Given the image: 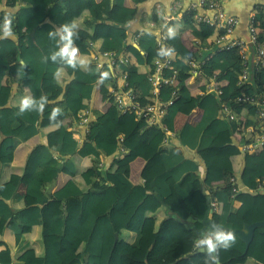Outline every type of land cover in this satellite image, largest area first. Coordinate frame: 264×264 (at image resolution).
I'll return each instance as SVG.
<instances>
[{"label":"trees","instance_id":"1","mask_svg":"<svg viewBox=\"0 0 264 264\" xmlns=\"http://www.w3.org/2000/svg\"><path fill=\"white\" fill-rule=\"evenodd\" d=\"M3 1L9 7L20 4L15 28L27 29V41L0 38V236L9 231L12 245L21 248L40 227L39 242H43L44 250L37 253L31 247L35 256L15 263L24 252L12 254L11 249H0V264H126L124 251L140 243L134 241L135 235L159 233L170 219L179 223L166 214L173 190L187 212L185 221L190 220L199 228L208 209L201 191L203 185L211 203L216 204L210 215L214 224L242 228L244 223L264 219V193L253 190L264 181V151L228 156L212 152V148L237 145V140H244L237 128L253 123L244 115L249 107H236L238 120L231 122L223 118L222 104H233L244 91L264 92V71L261 89L255 84L240 85L243 65L239 52L221 49L217 28L197 22L196 12L190 10L182 18L168 21L164 29L173 68L164 69L163 73L171 77L177 70V81L176 85L165 86L160 97L167 101L176 90L179 101L169 106L162 124L174 131L173 119L182 108L195 107L202 113L197 119H188L175 134L184 148L182 153L176 146L165 149L167 132L158 125L134 115L129 124L121 123L113 100L110 99L111 104L103 99H107L108 88L117 84V77L109 66L99 69L91 62V42L98 51L123 53L129 61L119 66L126 75L127 89L137 91L143 103L153 101L149 76L155 71L157 37L151 31H140L138 46L127 39L128 23L136 16L139 4L147 0H80L81 13L73 10L70 0ZM58 14L73 16L74 22L69 25H74L70 29V48L79 51L78 58L58 54L67 43L61 38L64 33L57 31L61 26L53 22ZM158 18L154 15V20ZM255 19L263 38L264 9L256 11ZM88 21L94 23L90 32L84 28ZM35 28L33 39L31 32ZM81 31L89 33V38L77 40ZM191 36L199 41L198 45ZM207 43L215 46L210 57L205 50ZM192 57L199 63L205 59L203 77L193 82L190 66L185 62ZM215 74L224 90L222 96L207 91ZM8 77L23 87L22 92L14 93ZM61 89L70 92L57 100ZM25 98L30 99V107L21 112ZM87 109H91L94 120L84 131L76 125L80 113ZM132 123V130L123 134L122 128L126 130ZM39 134L46 141L31 149L22 172H12L20 142ZM125 140L135 146L127 155H121ZM199 152L208 157L200 161L196 156ZM105 157H112L106 168L101 164ZM137 157L145 161L144 174H153L140 183L133 182L120 169ZM64 171L70 175L49 192L48 185ZM231 177L236 179L234 184ZM170 178L174 179L173 185ZM22 184H26V192L34 200L31 205L19 193ZM235 186L239 188L236 193ZM50 201L60 202L62 209L46 223L43 208ZM236 202L240 205L236 206ZM186 230L181 234L170 229V242L152 260L163 258L182 243L195 249L196 242L204 237ZM256 234H264V228ZM234 236L231 247L219 250L221 264H264V250L256 249L248 257L246 244ZM202 254L197 253L200 258L193 264H205L208 258Z\"/></svg>","mask_w":264,"mask_h":264},{"label":"built area","instance_id":"2","mask_svg":"<svg viewBox=\"0 0 264 264\" xmlns=\"http://www.w3.org/2000/svg\"><path fill=\"white\" fill-rule=\"evenodd\" d=\"M225 0H196L189 4L188 11H195V19L197 22L205 23L209 26L217 28L220 35L217 39V44H220L221 49H237L241 57L243 70L239 77V84L252 86L255 84L257 89H261L263 84L260 83L262 79V72L264 71V37L261 38L260 30L257 27L255 16L251 19L250 31L248 38L235 37L234 32L239 23L238 18L228 15L224 10ZM207 12H213L214 15H208ZM160 15V13H159ZM174 13L170 16L161 15L162 25L157 37L158 55L154 60V72L149 76L152 83V97L153 101L143 103V99L134 89H127L126 75L120 71V64L126 63L129 59L123 53L115 52H101L94 48V43H90L91 62L101 69L104 66H109L112 73L117 77V84L108 88L106 102L113 100L114 105L120 112V116L134 115L136 118H143L151 125H158L167 132L168 141L172 131L162 124L164 116L168 113L169 106L176 104L179 101L177 91L172 92V98L164 101L160 95L165 86L176 85L177 70L174 69L173 75L166 76L163 73L164 69H171L172 59L169 56V45L167 42L168 35L164 29L166 23L174 18ZM10 21L11 31L13 36L18 40L27 41V29L17 30L15 28V16L6 11H0V37L4 36V28L6 22ZM154 23V22H153ZM155 24V23H154ZM140 34L133 37V42L137 44ZM185 62L190 66V81L203 77L202 62H198L194 57L188 58ZM208 92H215L217 95L224 94L223 88L217 82L216 74L210 78L207 84ZM112 104V102H111ZM238 106H248L249 109L245 112L247 119L251 118L253 123L244 126L240 124L237 128V134L244 139L242 142L237 140V145L241 153L253 154L258 151H264V92L255 91L254 93L243 92L239 95L233 104H222V116L228 121L235 122L238 120L239 112ZM94 120L91 109H87L80 113V119L76 128H81L87 131L90 122ZM255 121V123H254ZM174 134V133H173ZM251 139V141H248ZM80 141H82L80 139ZM125 148H121V152H125ZM230 181L234 184L236 179L231 177ZM254 191L264 193V181L258 182L253 188ZM239 191L238 187H233V192ZM216 206L215 203L212 204Z\"/></svg>","mask_w":264,"mask_h":264},{"label":"crops","instance_id":"3","mask_svg":"<svg viewBox=\"0 0 264 264\" xmlns=\"http://www.w3.org/2000/svg\"><path fill=\"white\" fill-rule=\"evenodd\" d=\"M196 1V0H156L154 5H145L140 4V13L136 15L132 21H130L127 25V31L128 36L127 39L129 41L133 42V37L136 35V33H140L143 31H151L153 33H158L160 30V27L162 25V19L161 15L167 14L165 16H170L174 13V19H180L184 16V14L188 11V7L190 2ZM73 10L76 13H81L83 10L82 3L80 0H70ZM224 10L225 12L230 16H235L238 18L239 23L235 29L234 36L235 37H242V38H248L249 37V31H250V24L251 19L255 16L256 11L258 9H264V0H225L224 1ZM20 7V4L18 3L15 7H9L6 5L5 1L0 2V11H6L10 13H16ZM145 13L148 14V18L150 20L151 28L147 29L143 26V20L145 19ZM160 13V15H159ZM208 15H214L213 12H207ZM154 15H157L159 18L158 20H154ZM53 22H55L59 26L64 25H71L74 20L73 16H66L64 14H58L53 18ZM155 24H154V23ZM84 28H87L90 32L91 29L94 28L93 21H88ZM83 28V29H84ZM157 28V29H155ZM88 37L89 33L85 31H81L77 34V40ZM188 38V36H186ZM195 43H199V41L192 36L190 37ZM134 45L138 46V44L134 43ZM198 45V44H197ZM72 49H76L75 47H72L69 49V51ZM214 46L209 43L206 44L205 50L209 53V57L213 53ZM79 51L77 50L74 57H79ZM9 83L14 86V93L22 92L23 87L21 85H17L14 81H12V78L8 77ZM63 90V89H62ZM70 92V89H65L63 91H60L56 94L57 100L62 99L66 93ZM105 99V96H103ZM102 98V97H101ZM99 98V99H101ZM109 104V103H108ZM201 111L199 109H196L195 107H186L182 108L179 113L174 117L173 119V127H175L174 131H172V135H170L168 141L164 143V147L166 150H169L171 146H176L177 150L179 152L185 153L184 148L181 147V144L175 134H178L185 122L188 119H197L201 116ZM132 115L123 116L121 117V123H127L131 122L133 118H131ZM137 119V118H136ZM122 127V126H121ZM127 127V126H126ZM133 128V123L130 124V126L127 127V129L122 128L123 134L127 135ZM46 141V137L42 134H39L35 138L29 140V141H22L20 142L17 151H16V158L15 161L11 167L12 172L20 173L23 171V168L25 166V162L27 160L28 154L31 151V149L38 143H42ZM135 144L130 141H126L123 143L122 147L126 149V153L123 152L121 155H127L131 149H133ZM129 151V152H128ZM188 152V151H186ZM212 152L219 153L222 155H240V150L238 145H227L223 148H212ZM204 152H199L196 154L197 158L202 161V159H206L208 155L203 154ZM245 158V157H244ZM112 157H105L101 164L104 165L106 168L111 163ZM145 166V161L139 157H137L135 160L128 164H124L122 167H120L121 170L125 171V173L131 178L133 182L140 183L144 182V179L149 178L151 175L144 174L143 168ZM245 167V166H244ZM201 175L204 176L205 173L203 170L200 171ZM70 174L66 171L62 172V174L57 178V180L48 185V188L51 187L52 191L51 193L56 189V187L59 185V183L62 180H65L67 176ZM169 183L173 185L174 179L170 178ZM19 193L26 198V201L29 205H31L34 200L31 196H29L26 192V184H22L19 188ZM169 201L172 203L167 207L166 214L172 218L173 215L178 216L182 220H188V215L186 210L184 209L183 205L180 203V201L177 199V194L173 190L172 196L169 198ZM16 203L17 201H13ZM240 203L236 202V206H239ZM62 209V204L57 201H50L44 208H43V214L44 218L46 220V223H48L51 216L54 214H58ZM190 221V220H189ZM170 229H176L178 233L185 234L188 231L186 230L185 226L182 224L170 220H167L161 228V231L159 233H150V232H141L134 237V241L137 239L140 243L139 245H131L129 246L123 253V259L126 262V264H142L144 261H147L148 264H159L161 262H166V264H193L197 259L200 258V256L195 253V249H191L187 244H180L178 247H176L172 252L164 256L163 258H160L157 261L152 260V256L160 253L166 245L170 242ZM34 233L30 235L29 242L26 243L23 247H14L12 245V233L5 230V232L0 236V249H11L12 254H16L17 252H24V255L20 259L14 260L15 263L21 262L27 258H32L35 256V251L31 249V247H34L36 249L37 253H41L42 247L39 242L40 238V227H37L35 229ZM133 241V242H134ZM197 243V242H196ZM254 245V246H253ZM253 246V248H252ZM256 249H262L264 250V234H256L252 244L249 246L248 252L246 255L250 257L251 253ZM202 257H207L205 253L202 254ZM168 262L170 263H167Z\"/></svg>","mask_w":264,"mask_h":264},{"label":"clouds","instance_id":"4","mask_svg":"<svg viewBox=\"0 0 264 264\" xmlns=\"http://www.w3.org/2000/svg\"><path fill=\"white\" fill-rule=\"evenodd\" d=\"M11 14L15 16V13H11ZM10 23H11L10 21L6 22L4 28V38L12 37L13 39H15L11 31ZM72 26L64 25L61 27V29L57 30L59 32L64 33V35H62L61 38L67 42L64 48L62 49L61 53L58 54L72 55V56L75 55L77 49H72L71 53H69V48L71 47V43H72L71 42L72 32L70 30ZM54 34L55 33H50V35H54ZM52 58L55 59V55ZM30 103L31 101L29 98L23 99L21 102L20 111L23 112L25 111V109L29 108ZM220 227L221 226L217 224L211 225V228L213 229H219ZM234 242H235V236L231 231L218 230L211 233H205L204 238L200 239L195 246L201 250L206 249L205 254L208 259L205 261V264H219V250L221 248L228 249L229 247H231L232 243Z\"/></svg>","mask_w":264,"mask_h":264},{"label":"water","instance_id":"5","mask_svg":"<svg viewBox=\"0 0 264 264\" xmlns=\"http://www.w3.org/2000/svg\"><path fill=\"white\" fill-rule=\"evenodd\" d=\"M155 1L156 0H147L141 4L145 3V5H154ZM139 8H140V4H139ZM139 8H138L136 15H138L140 13ZM35 33H36V28L33 29V31L31 32V36L33 39H35ZM48 191L51 192L52 188L49 187ZM201 191L206 196V201L208 204V209L205 213V216L203 219L200 220L202 227L199 228L194 222L182 220L181 218H179L176 215H173V218L177 222L183 224L186 227V229H188L189 231L195 232L198 236H201V237H204L205 233H211V232L218 231V230L231 231L234 235L239 237L246 244L245 253H247L249 246L251 245V243L254 239L256 231L259 228H264V219L261 221L253 222V223H244L242 228H229V227L221 226L219 229H213V228H211V225H213L214 222L210 216L211 213L214 211V209L212 207V203H211V196L207 193L204 185L202 186ZM118 237H119V234L116 233V237H115L116 240L118 239ZM205 251H206V249L201 250V249L197 248L195 250V253H205ZM219 264H221L220 260H219Z\"/></svg>","mask_w":264,"mask_h":264},{"label":"rangeland","instance_id":"6","mask_svg":"<svg viewBox=\"0 0 264 264\" xmlns=\"http://www.w3.org/2000/svg\"><path fill=\"white\" fill-rule=\"evenodd\" d=\"M164 15H167V14H164ZM143 26H144L145 28H147V29L151 28L150 20H149V18H148V14H147V13H145V19L143 20ZM155 29H157V28H155ZM214 48H215V46H214ZM69 53H71V50L69 51ZM61 91H62V89H61ZM123 143H124V142H123ZM127 233H128L127 231L124 232L125 235H127ZM40 244H41L42 251H43V250H44V248H43V242L41 241ZM253 246H254V245H253ZM253 246H252V248H253ZM167 263H170V262H168V260H167ZM159 264H166V262H161V263H159ZM171 264H173V263H171Z\"/></svg>","mask_w":264,"mask_h":264}]
</instances>
